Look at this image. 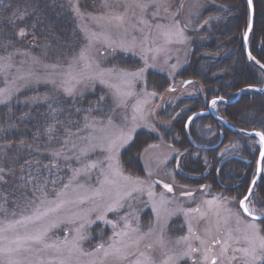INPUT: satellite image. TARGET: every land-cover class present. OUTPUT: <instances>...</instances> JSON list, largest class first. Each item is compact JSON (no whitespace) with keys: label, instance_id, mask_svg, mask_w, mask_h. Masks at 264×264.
<instances>
[{"label":"rangeland","instance_id":"obj_1","mask_svg":"<svg viewBox=\"0 0 264 264\" xmlns=\"http://www.w3.org/2000/svg\"><path fill=\"white\" fill-rule=\"evenodd\" d=\"M65 1L70 3L76 19L80 45L61 55L42 40L37 42L29 38L26 44L35 46V52L16 45L0 53L3 69L0 89L8 90L11 96L8 102L26 95L29 102L51 106L59 98L92 93L107 97V103L100 97L102 108H93L80 130L71 131L65 137L79 147L89 143L99 145L83 157L82 162L101 163L87 174L74 177L73 170L80 168L81 163L51 155L42 166L38 165V169L25 173L30 164L24 166L22 176L7 153L0 151V264H8L9 260H19L22 264H60L61 261L65 264H114V257L105 258L103 250L97 251L99 245L107 248L113 240H123L128 246L127 258L119 260L118 264H133L137 258L144 259L141 253L155 264H163L168 257H179L175 264H211L212 259H216L217 264H244L245 259L250 264H264L261 259L253 261L245 257L243 251H237L247 247L242 236L247 224L252 222L242 213L240 199L229 191L213 190L209 183L200 190V186L186 179L178 180L177 174H183L179 170V151L164 138L165 129L172 122L159 118L166 106L194 96L196 86L189 81L184 87L175 77L188 62L192 44L188 31L204 26L207 18L203 13L212 0H160L159 6L154 5L146 11L137 7V0ZM247 6L249 10L248 2ZM142 20L146 23H141ZM156 25L171 29L170 38L161 35ZM49 55H53L52 58ZM149 71L168 77L173 81L171 88L163 94L156 93L148 86ZM70 84L75 85L71 96L65 92ZM238 91L233 93V98L218 99L234 104L246 92L258 93L245 91L238 97ZM210 107L215 112L212 102L206 111L212 115ZM214 119L221 118L215 115ZM188 120L186 127L193 119L189 123ZM226 124L224 129L235 133L232 131L235 128ZM140 131L157 139L140 150L143 177L129 175L120 163L121 152ZM121 133H131V139L109 160L110 154L101 150L104 138L115 139ZM241 133L244 134L242 131L237 134ZM225 136L223 131L220 146L212 148L215 146L212 145L209 150H216L217 158L239 156L242 145L237 139ZM254 137L259 155L261 140L259 136ZM49 146L55 152L72 155L62 141ZM201 152L203 155L194 154L192 161L195 164L201 160L206 166L205 151ZM257 161L258 158L250 177L251 184L256 177ZM262 168L264 170L263 161L259 180L264 178ZM205 177L207 174L202 176ZM165 185L173 190L167 191ZM117 201L120 204L117 210L108 211ZM247 204L257 214L264 212L254 203L247 201ZM112 224L116 225L115 229ZM125 230L127 236H114V232ZM36 236L42 237L39 243L32 239ZM74 239L77 248L69 254L64 241ZM225 246L227 251L221 255ZM191 248L198 251L193 252ZM206 249L211 251L206 253ZM185 252L187 256L182 255ZM206 254L207 261L204 260Z\"/></svg>","mask_w":264,"mask_h":264},{"label":"trees","instance_id":"obj_2","mask_svg":"<svg viewBox=\"0 0 264 264\" xmlns=\"http://www.w3.org/2000/svg\"><path fill=\"white\" fill-rule=\"evenodd\" d=\"M252 6L254 24L247 49L264 65V0H252ZM203 17L207 20L201 29L188 31L192 39L188 62L175 77L177 82L184 83V87L187 81L194 84V96L166 106L159 118L172 122L165 127L164 138L179 151V170L183 174H177L178 180L186 179L200 186V190L209 183L215 188L213 190L229 191L241 201L251 185L250 177L259 152L256 138L248 134H264V94L246 92L234 104L216 103L214 114L244 134L224 129V125L210 114L194 118L187 127L186 123L195 113L206 112L213 100L233 98V93L243 88H263L264 70L248 62L244 51L249 24L247 0H212ZM21 30L26 33L23 37L19 35ZM29 38L53 46L51 50L57 54L74 51L80 45L81 37L70 3L65 0H0V53L16 45L35 52V46L26 44ZM147 80L148 86L158 94L173 85L168 77L152 71L147 73ZM100 97L107 103V97L94 93L59 98L52 106L29 102L26 95L14 98L0 106V151L7 153L22 176L38 169V165L42 166L55 152L49 146L51 143L60 144L71 131L82 128L93 108H102ZM223 131L225 138L233 137L242 145L239 156L217 158L216 150L206 149L218 143ZM156 140L144 131L136 134L129 147L120 154V163L126 173L143 177L140 150ZM200 149L205 151L206 166L201 160L195 164L192 161L194 154H202ZM28 164L30 167L21 173ZM248 202L264 209L263 177ZM261 225L264 232V224Z\"/></svg>","mask_w":264,"mask_h":264},{"label":"snow or ice","instance_id":"obj_3","mask_svg":"<svg viewBox=\"0 0 264 264\" xmlns=\"http://www.w3.org/2000/svg\"><path fill=\"white\" fill-rule=\"evenodd\" d=\"M160 0H137V7L141 8L142 11H146L149 7L152 6H159ZM249 7L252 5V0H248ZM154 16L156 13L153 14ZM141 23H146V21H141ZM156 28L160 30L161 35H163L166 39L170 38L172 34L171 29H161L160 25H156ZM248 31H251V24H249ZM19 35L23 37L26 35L24 30H21ZM247 38V36H245ZM81 59H83V54H81ZM264 67V65H262ZM2 67H0V71H2ZM137 75V74H133ZM79 83V81H77ZM65 92L71 96L75 92V85L70 84L68 87L65 88ZM11 98L10 94H8L7 89H0V104H6L8 100ZM213 106H215L216 101H212ZM49 131H53L52 129H49ZM257 136L260 137L261 142H264V134H261L260 132L256 133ZM129 139H131V133H121L119 136H117L115 139L105 137L104 138V146L101 147L102 151L108 152L110 155L107 157L109 160L113 159L115 157V153L119 149L120 146H122L124 143H126ZM63 145L67 149L68 152L72 153V155H64L62 152L57 151L55 153H52V155L59 159L61 156H63V159L65 160H71L75 159L78 163H81V167L78 169H74V177L79 176L82 174H87L90 170L95 169L98 167L99 163L98 161H89V162H82L83 157H87L90 151H94L96 147L99 145H93L89 143L85 147H79L74 141L71 139H65L62 141ZM264 155V154H262ZM125 179H128L125 177ZM134 183L139 184V181H135ZM167 191L171 192L173 189L169 185L164 186ZM151 194V193H150ZM131 195V193H129ZM187 195H192L191 193H187ZM248 201V196H245L241 200V208H243L244 213L251 216L252 222L247 224L246 230L243 233L242 239L247 244L246 248L243 249H237V251H243L245 257H251L252 260L261 259L264 261V235H261L262 228L261 224H264V212H260L259 214L253 212L246 203ZM120 206L119 201H117L115 204L109 206L108 211H115ZM199 211V209H197ZM157 215H159V211L157 210ZM101 219H103V216H101ZM256 221H260V223H256ZM106 223H111V221H105ZM83 227V226H82ZM113 229L116 228L115 224H112ZM129 226L127 223L125 224V229H127ZM191 231V229H189ZM128 232L122 231V232H114L115 237H124L127 236ZM83 239V237H80ZM35 242L39 243L42 239L40 236H36L32 238ZM185 240L187 237L184 238ZM239 239V238H238ZM179 243V241L177 242ZM203 244V241H201ZM46 247H55L52 245H47ZM64 247L67 249L68 253L71 254V252L77 248V242L74 239L72 242H69L67 240L64 241ZM127 248L128 246L123 242V240H113L111 244L108 245L107 248L103 244L99 245L97 248V251L103 250L104 256L107 258L108 256L114 257V264H118V261L121 259L127 258ZM56 250L59 252L61 249L59 247H56ZM191 251L195 252L198 251V249L191 248ZM211 249H206V253L210 252ZM227 251V247L225 246L221 250V255H223ZM183 256H187L188 253L185 252L182 254ZM140 256L144 257V259L137 258L133 264H155V262L150 258L145 256L144 253H141ZM218 258V257H217ZM179 259L168 257L167 260L163 262V264H175V261ZM209 259V256L206 254L204 256V260L207 261ZM8 264H22L19 260H9ZM60 264H65L64 261H61ZM211 264H217L216 259L211 260ZM244 264H250L249 260L245 259Z\"/></svg>","mask_w":264,"mask_h":264},{"label":"water","instance_id":"obj_4","mask_svg":"<svg viewBox=\"0 0 264 264\" xmlns=\"http://www.w3.org/2000/svg\"><path fill=\"white\" fill-rule=\"evenodd\" d=\"M247 2H248V0H247ZM249 10H250V22H249V24H251V30H252L253 21H254V13H253L252 5H251V7H249ZM248 28H249V26H248ZM250 32H251V31H250ZM250 32H249L248 29H247V31H246V33H245V36H247V38L244 37V51H245V53H246L247 60H248V61H252V62H254L255 64H257L260 68H262V69L264 70V68L261 67L257 62H255V61L253 60L252 56L248 53L246 43H247L248 37H249V35H250ZM188 83H189V81L186 82L185 84L187 85ZM251 90L256 91V92H258V93H260V94H263V93H264V90H261V89H255V88L248 87V88H244V89L239 90L238 93H237V95H238V97H240L245 91H251ZM215 101H217V102H223V101H220L219 99H217V100H215ZM223 103H224V102H223ZM210 111H211V107H210ZM208 114H210L209 111H208V112L196 113V114H194V115H192V116L190 117V119L188 120V123L190 122V120H192V119H194V118H196V117H198V116H201V115H208ZM211 114H212V112H211ZM212 115H213V114H212ZM213 116L215 117V115H213ZM219 121H220L223 125H226V126H227L225 120L220 119ZM232 131L235 132V133H239V132H240V131L237 130V129H233ZM251 135H256V133H251L250 136H251ZM221 141H222V137H221L220 141L218 142V144L215 145V146L212 147V148H217V147H219L220 144H221ZM207 149H209V147H208ZM262 154H264V142H261V149H260V153H259V155H258L256 177H255L254 181L252 182V184H251V186H250V188H249V190H248V192H247V194H246V196H248V198H249V196H250V194H251L253 188H254L255 185L257 184V182H258V180H259V177H260V174H261L262 160H263V158H264V155H262ZM240 205H241V202H240ZM240 207H241V206H240ZM242 211H243V213H244L243 208H242ZM244 214H245V213H244ZM245 215L248 216V217H250V216L247 215V214H245Z\"/></svg>","mask_w":264,"mask_h":264},{"label":"bare ground","instance_id":"obj_5","mask_svg":"<svg viewBox=\"0 0 264 264\" xmlns=\"http://www.w3.org/2000/svg\"><path fill=\"white\" fill-rule=\"evenodd\" d=\"M244 89V88H243ZM261 90H264V87L263 88H261ZM211 147H209V149H210ZM259 224V223H258Z\"/></svg>","mask_w":264,"mask_h":264},{"label":"flooded vegetation","instance_id":"obj_6","mask_svg":"<svg viewBox=\"0 0 264 264\" xmlns=\"http://www.w3.org/2000/svg\"><path fill=\"white\" fill-rule=\"evenodd\" d=\"M260 223V222H259Z\"/></svg>","mask_w":264,"mask_h":264}]
</instances>
